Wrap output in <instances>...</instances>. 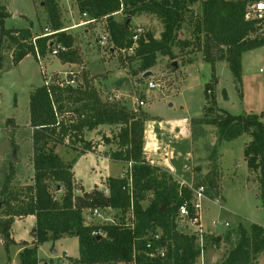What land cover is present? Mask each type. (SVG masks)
Segmentation results:
<instances>
[{
    "label": "trees",
    "instance_id": "16d2710c",
    "mask_svg": "<svg viewBox=\"0 0 264 264\" xmlns=\"http://www.w3.org/2000/svg\"><path fill=\"white\" fill-rule=\"evenodd\" d=\"M256 1L259 0H75V3L80 15H87V21L105 24L108 43L112 51L120 55L133 46L132 19L153 17L163 26L159 38L152 30L145 29L135 54L126 57L137 63L134 74L139 72L144 77L157 65L159 57L176 60L190 49L203 53V60L212 66L213 76L205 85L203 115L195 119L192 126H214L219 142L249 136L251 140L244 149L245 161L253 173L260 172L264 193V115H232L219 108L215 94L216 62H227L236 82L241 83L243 55L264 48V20L247 19L248 10ZM47 4L49 31L37 36L32 27L5 29L4 23L11 14L0 4V59L4 51L11 50L13 64L18 66L29 55L46 57L56 46L63 45L68 52L58 56L61 62L79 63L76 39L63 31L58 3L47 0ZM119 14L124 20H117ZM185 26L190 37L181 39L179 33ZM175 49L179 50V55ZM2 74L0 72V80ZM67 79L52 77L49 87L44 85L31 96L33 182L15 186V165L11 164L0 191L3 205L0 241H4L5 251L9 253L11 247L19 245L23 248L19 254L20 264H40L39 249L45 243L77 238L80 257L72 260L75 264H196L200 257L197 238L181 232L179 223V209L191 199V191L182 187L168 170L147 161L144 154L147 113L128 108L116 97L103 100L87 76L81 83L76 77L75 85L68 83L71 77ZM223 97L228 99L226 91ZM103 128H108V132H102ZM93 131L100 136L97 143L87 140V134ZM98 145L108 147L105 155L127 169L123 177L107 179V193L97 188L87 193L81 187L76 188L73 168L78 157L94 153ZM63 146L70 147L77 158L66 163L57 153L58 147ZM216 176H207L194 187L204 185L209 198L215 199L219 196ZM130 177L134 221L128 218L132 204L124 190ZM58 184L66 188L59 199L54 195ZM95 209L118 211L123 221L128 219L131 223L95 225L86 222L85 211ZM189 209L193 216L191 206ZM29 216L36 219L31 230L33 242L17 244L12 237L13 226L16 220ZM159 233L160 240L154 241ZM150 241L153 249H165L163 257H150L152 250L147 247ZM208 242L216 246L223 242L231 244L220 264H259L264 254V227L253 224L247 229L239 225L229 231L225 239L208 235L206 247Z\"/></svg>",
    "mask_w": 264,
    "mask_h": 264
},
{
    "label": "rangeland",
    "instance_id": "374dc122",
    "mask_svg": "<svg viewBox=\"0 0 264 264\" xmlns=\"http://www.w3.org/2000/svg\"><path fill=\"white\" fill-rule=\"evenodd\" d=\"M56 2L60 8L64 30L76 39L80 61L78 64L69 65L51 54L42 58L29 55L18 66H14L12 51L3 52L0 59V72H3L0 80V191L10 173L12 163L16 173L14 185L18 187L32 184L34 169L33 129L30 127L31 96L52 77L64 78L73 72L80 83L84 76H87L91 86L99 92L103 100L117 96L128 108L147 113L149 119L145 124L144 147L147 146L157 166L169 170L164 164L171 165L177 179L192 186L204 181L207 176L217 174V199H220V205L215 204L216 198H211L203 206L202 218L208 232L225 239L228 232L236 230L239 225L247 229L253 224L264 227L261 174L253 173L244 157L245 144L249 143L251 138L242 136L232 142H219V135L214 126H192V122L203 115L206 106L205 85L213 76L212 66L203 60V53L190 49L184 51L185 53L176 60L159 57L157 65L149 71L152 73L151 77L145 78L142 73L134 74L137 71L136 61L131 62L119 52H113L110 44L100 43L101 34L105 33L103 22L82 25L88 19L80 15L75 0ZM0 4L6 6L11 14L4 23L5 29L32 27L34 36L49 31L47 0H0ZM116 18L118 21L124 20L122 14ZM137 26L152 30L157 38L163 31V26L153 17H135L130 28L132 30ZM1 27L0 25V32ZM179 37H190L187 26L179 33ZM213 52L217 56V49L214 48ZM175 53L179 55V50L175 49ZM175 63L178 68L174 67ZM263 67L264 48L243 55L241 83L236 82L227 62H216L218 85L215 94L219 108L232 115L264 113V72H260ZM142 78L144 81H141ZM153 80L163 84V89H148L149 82ZM223 91L227 92V100L223 97ZM138 100L145 101V106L139 107L136 103ZM108 130L103 128L102 132L107 133ZM91 137L89 136V140ZM154 143L159 146L156 155L152 153ZM164 145L169 147V154L172 156V160L170 156L169 162L166 163L161 149ZM105 150H108V147ZM61 155L62 159L68 162L78 156L68 146L62 147ZM90 164V160L84 161L76 170L77 177H82V173L85 176L88 189L93 187L95 179L94 175L90 174ZM126 167L120 163L113 165L112 175L121 174ZM54 185L52 182L53 189ZM103 185L106 186V182ZM58 186L62 189L56 190L54 195L59 199L65 194L66 188L61 184ZM75 186H79L76 181ZM2 206L0 204V210ZM99 212L100 215L96 216L93 211L86 210V222L95 225L111 224V219L116 223L128 222L122 220L118 211L105 209ZM213 221L218 222V226L213 227ZM184 226L185 224H181V232H192ZM14 229L17 239L32 240L30 222L22 220ZM2 242L4 241H0V264L12 260L16 264L19 260V249L13 248L9 254ZM230 248L231 244L228 242H223L220 246L208 242L203 261L199 259L197 262L220 264ZM53 250L56 254H52ZM79 257L77 238L50 241L39 249L40 264H75L72 260ZM258 262L264 264V254Z\"/></svg>",
    "mask_w": 264,
    "mask_h": 264
},
{
    "label": "built area",
    "instance_id": "2783aa9c",
    "mask_svg": "<svg viewBox=\"0 0 264 264\" xmlns=\"http://www.w3.org/2000/svg\"><path fill=\"white\" fill-rule=\"evenodd\" d=\"M84 17H87V15H84ZM247 19L250 20H256V21H263L264 20V0H259L256 1L254 3L251 4L249 10H248V14H247ZM91 23H97L94 20L92 21H86L84 22L82 25H87V24H91ZM66 31V30H63ZM145 33V28L137 26L134 29L131 30V38L133 41V46L131 48H129L128 50H123L121 52V55H123L124 58L126 57H131L135 54L136 49L138 48V44H139V40L141 38V36H143ZM108 38H109V34L108 32L105 31L104 34H101V39H100V43L102 45H106L109 44L108 43ZM68 49L63 46V45H58L56 46L51 55H53L54 57H58L60 54L63 53H67ZM38 58H40V56L38 55ZM261 73L264 72V67L260 70ZM71 77L72 80H70L68 83L71 85H75V79H76V73H69L66 75V77H64L65 79ZM68 80V79H67ZM51 83V79L46 81L45 86L49 87ZM163 84H161L160 82L153 80L150 81L148 84V89L150 90H162L163 89ZM120 98L116 96V100H119ZM136 103H138L139 107H144L145 106V101L141 100V101H136ZM1 106V103H0ZM155 144V143H154ZM153 144V145H154ZM154 147V146H153ZM156 147V148H155ZM154 147V151L152 152L153 155H156L157 152L159 151V146L156 143ZM162 151L163 154L165 156L164 160L165 163L169 162L170 159V151H169V147L167 145L162 146ZM148 148L147 146L144 147V154L146 156V159L148 162H150L152 165H156L155 161L152 158V154L150 155L148 152ZM170 153V154H169ZM171 160H172V156H171ZM166 165V167L170 170V173L173 172L171 165L169 164H164ZM167 170V169H166ZM123 177V176H122ZM182 187H186L191 191V199L186 202L184 205H182L179 209V223L181 224H185V229H190L192 230V232L187 233L189 235L195 236L197 238V244L199 246L200 249V257L199 259H201L203 261L204 258V254H205V249H206V237L208 235H213V233L208 232V230H206L205 225L203 223V218H202V213H203V206L204 203L206 201L211 200L209 198V196L207 195V188L204 185L198 186V187H194L192 185H189L185 182H180ZM124 190L128 192L130 199H131V209L128 213V218H131L134 221V209H133V183H132V178H128V184L126 185V187H124ZM107 191V189H106ZM107 193V192H106ZM216 205H220V199L214 200ZM190 206L193 210V216H190ZM100 209H95L93 211L94 215L99 216ZM107 220V219H105ZM128 221V219H127ZM111 224H117L113 219L110 220ZM131 222L128 221L127 225H129ZM213 227L218 226V222L213 221L212 223ZM227 227H229L228 224H226ZM101 234V233H99ZM94 235H98V233H95ZM161 237V234H157L154 236L153 240L154 241H159ZM4 243V242H2ZM148 249H151V254L150 257H163L165 255V249H163L162 247H159L157 249H153L152 247V242L150 241L149 244L147 245ZM198 259V260H199ZM198 264V262L196 263Z\"/></svg>",
    "mask_w": 264,
    "mask_h": 264
},
{
    "label": "crops",
    "instance_id": "0c3cea01",
    "mask_svg": "<svg viewBox=\"0 0 264 264\" xmlns=\"http://www.w3.org/2000/svg\"><path fill=\"white\" fill-rule=\"evenodd\" d=\"M159 38V37H158ZM69 65H71V64H69ZM261 70V69H260ZM228 96V95H227ZM263 115H264V113H263ZM179 133H180V131H179ZM89 136H92L91 138H90V140H89ZM94 136H99L98 134H97V131H93V132H89L88 134H87V140L88 141H92L93 143H97L96 141L98 140L99 141V139H100V136H99V138L97 137V138H95ZM106 149V147L105 146H99L98 145V148L95 150V152L94 153H92V152H89V153H86V154H84V155H82V156H80V157H76L77 158V162L75 163V165H74V168H73V171H74V175H75V181H76V184H78L79 186L78 187H81V188H83V190L85 191V192H87V193H90V192H92L95 188H97V189H99V190H106V186L105 185H103V183H105L106 181H107V179L109 178V177H115V178H119V177H122L123 176V174H124V172L126 171V170H124L121 174H119V175H117V176H113L112 175V172H111V170L113 169V165H115V164H117L116 162H113L112 160H110V158L109 157H107L106 155H105V151H107V150H105ZM61 150H62V147H58V149H57V153L60 155V157L62 158V155H61ZM74 159V158H73ZM72 159V160H73ZM71 160V161H72ZM90 160V162H91V164H90V166H89V170L91 171L90 172V174L91 175H94V177H95V179H94V183H93V187H91V188H87L86 187V185H85V176L83 175V173H82V177H77L76 176V170H77V168L84 162V161H89ZM70 161V162H71ZM66 163H68V161L66 160L65 161ZM246 162V161H245ZM121 164V163H120ZM125 166V165H124ZM126 167V166H125ZM172 167V166H171ZM126 169H127V167H126ZM172 170H173V168H172ZM168 171H170V170H168ZM173 174H174V170H173V172H172ZM86 175H87V173H86ZM174 176H175V174H174ZM176 177V176H175ZM176 180H178L177 179V177H176ZM179 182H182V181H180V180H178ZM219 198V197H218ZM110 210V209H109ZM28 221V222H30L31 223V226H32V229H33V227L35 226V223H36V219H35V217L34 216H29V217H27V218H24V219H21V220H16V222H15V224H14V226L15 225H17L19 222H21V221ZM14 226H13V229H12V237H13V239L15 240V242L17 243V244H19V243H21V242H23V241H25V242H28V244H32V242H33V238H32V240L31 241H27V240H23V239H17V237H16V231H15V229H14ZM13 248H18L19 249V251H18V254H20L21 253V251L23 250V248L21 247V246H19V245H16V246H13V247H11L10 248V251H11V249H13ZM10 251H9V254H10ZM12 262H13V264H15V261H13L12 260ZM16 264H20V260H18V262L16 263Z\"/></svg>",
    "mask_w": 264,
    "mask_h": 264
},
{
    "label": "water",
    "instance_id": "95a60500",
    "mask_svg": "<svg viewBox=\"0 0 264 264\" xmlns=\"http://www.w3.org/2000/svg\"><path fill=\"white\" fill-rule=\"evenodd\" d=\"M129 22H130V18H129V20H128ZM174 67L175 68H178V66H177V63H175L174 64ZM151 75H152V73L151 72H148V73H146L145 75H144V77L145 78H149V77H151ZM252 171V170H251ZM62 188H61V186H58V191H60ZM105 192H107L106 190H105ZM52 254H56V251H52Z\"/></svg>",
    "mask_w": 264,
    "mask_h": 264
}]
</instances>
